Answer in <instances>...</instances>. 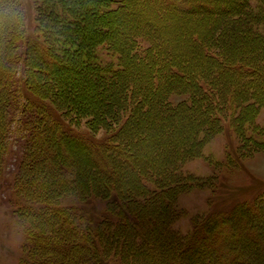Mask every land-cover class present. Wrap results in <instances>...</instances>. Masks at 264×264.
<instances>
[{"label":"trees","instance_id":"16d2710c","mask_svg":"<svg viewBox=\"0 0 264 264\" xmlns=\"http://www.w3.org/2000/svg\"><path fill=\"white\" fill-rule=\"evenodd\" d=\"M262 109L264 0H0V174L19 132V264H264V189L174 228L180 196L220 182L186 163L227 128L242 158L263 151ZM143 126L161 138L150 150ZM95 200L98 222L82 207Z\"/></svg>","mask_w":264,"mask_h":264},{"label":"rangeland","instance_id":"374dc122","mask_svg":"<svg viewBox=\"0 0 264 264\" xmlns=\"http://www.w3.org/2000/svg\"><path fill=\"white\" fill-rule=\"evenodd\" d=\"M28 15L31 31L34 30L35 21L30 10ZM105 21L107 26L115 22L113 18L105 19ZM185 30L182 31L185 32ZM176 31L179 33L178 30ZM95 32L89 31L87 34ZM187 40V36L183 38L184 43ZM257 120L264 127V109L261 110ZM151 132L152 130L145 126L140 133L138 132L141 136L145 134L149 136L151 140V144L147 147L149 150L155 145L154 142L161 141L159 137L152 138ZM19 135L20 133L16 132L10 138L11 157H8V161L6 160L5 168L0 174V264H19L25 239L23 229L13 213L18 202L14 188L19 166L14 159L19 152L17 139ZM237 146L235 136L231 129L227 128L224 133L217 135L207 144L203 157L186 163L184 169L187 173L199 179L218 175L220 182L217 184L216 192H213L212 186L207 185L196 187L191 192L180 196L179 206L184 209L185 214L174 224L177 231L186 234L193 229L196 218H206L216 213L231 211L239 203L254 201L258 193L264 189V150L242 158ZM145 156L150 158L151 151H147ZM82 207L90 211L92 218L97 222L105 216L106 206L101 200L92 201L90 205Z\"/></svg>","mask_w":264,"mask_h":264}]
</instances>
